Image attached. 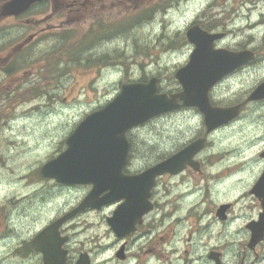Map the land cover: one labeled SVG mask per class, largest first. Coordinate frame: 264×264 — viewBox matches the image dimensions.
I'll use <instances>...</instances> for the list:
<instances>
[{
    "label": "rangeland",
    "instance_id": "rangeland-1",
    "mask_svg": "<svg viewBox=\"0 0 264 264\" xmlns=\"http://www.w3.org/2000/svg\"><path fill=\"white\" fill-rule=\"evenodd\" d=\"M95 15L53 33L67 32V45L44 34L30 49L20 73L6 75L4 81L0 78V230L5 232L7 223L20 230L17 239H0V264H42L38 254L25 253L26 242L75 208L90 188H57L41 179L39 170L65 151L66 139L81 120L111 102L122 84L156 78L160 93L178 92L175 72L187 64L192 51L184 34L200 16L209 15V25L219 26L214 31L226 33L217 43L220 48L253 50L261 57V62L221 81L214 101L233 106L264 82V0H113L109 10L99 11L98 18L104 21L92 25ZM24 26L12 36V29L7 31L11 41L6 42L25 33ZM201 129V114L187 109L129 131L132 169L174 155L193 142ZM209 141V156H218L209 168V198L216 202L244 195L249 215L248 192L264 171L258 158L264 151V99L244 106L235 123L217 129ZM159 182L157 192L167 190L162 202L169 200L165 207L172 217L167 215L163 231L157 229L134 244L130 253L135 258L125 263L115 258L120 243L96 214L81 218L71 256L77 260L79 254L89 253L93 264H179V251L199 242L197 236L189 242L187 228L179 229L175 222L181 205L177 193L187 188L177 179ZM17 241L21 247L16 252ZM215 242L216 238L202 236L200 246ZM261 255L264 264V243ZM231 258L227 255L229 262Z\"/></svg>",
    "mask_w": 264,
    "mask_h": 264
},
{
    "label": "water",
    "instance_id": "water-1",
    "mask_svg": "<svg viewBox=\"0 0 264 264\" xmlns=\"http://www.w3.org/2000/svg\"><path fill=\"white\" fill-rule=\"evenodd\" d=\"M44 0H10L2 9L5 16H16L30 6ZM223 34H208L198 27L187 32L194 49L188 63L175 72V79L182 91L176 94H159L156 78L147 83L123 84L117 96L103 108L87 115L66 139V149L56 159L40 170L41 178L53 179L67 186L92 185L84 200L40 231L30 242L32 249L41 255L43 264H67V251L63 248L68 238L60 235L61 226L85 209H100L116 201L123 204L108 224L117 236L125 233L122 216L138 200L148 198L156 178L164 174L176 175L186 166L194 167L193 157L205 146V139H198L178 153L148 168L136 176H125L129 153L128 131L145 124L159 115L180 108H196L204 118L206 134L226 125L238 114L242 104L229 108H214L208 100L209 90L221 79L253 60L250 51L231 52L214 49L213 43ZM264 99V82L258 85L246 102ZM264 159V151L259 155ZM138 193H144L139 197ZM251 194L261 202L259 221L249 226L253 248L264 239V171ZM222 209L220 212H223ZM121 257V252L118 254ZM76 264H89L86 254H81Z\"/></svg>",
    "mask_w": 264,
    "mask_h": 264
},
{
    "label": "flooded vegetation",
    "instance_id": "flooded-vegetation-1",
    "mask_svg": "<svg viewBox=\"0 0 264 264\" xmlns=\"http://www.w3.org/2000/svg\"><path fill=\"white\" fill-rule=\"evenodd\" d=\"M7 1L9 0H0V78L3 76V81L5 80L6 75L9 77H16L20 73V67L24 63V60H27V55L30 49L33 47L35 41L43 37L44 34L49 35V37H58L59 45H67L70 40V38L65 36L67 32L61 35L53 33L64 30L65 27L73 24L77 20L88 21V16L94 13H96L94 18L90 19L93 22L92 25L104 21V19L98 18L99 11L109 10L113 3V0H44L32 5L19 15L5 16L2 13V7ZM198 19V21L192 22L189 27L198 25L202 31L207 33L215 32L214 29L209 30V15L204 18L200 16ZM21 26L26 27L27 31L22 35L21 33L16 34L13 37L14 40L12 42H6L11 41L10 38H7V36L10 35L7 34V31L12 29L10 31L12 36V33L20 30ZM84 41L85 37L82 38L79 44ZM214 46L216 48L219 47L217 43H215ZM254 53L256 54L254 61L236 70L231 75L239 73L241 70L254 65L257 62H261V57L256 52ZM231 75L225 77L222 81H225L226 78ZM3 83L6 84L5 82ZM220 83L221 82H219L208 93V99L213 107H224L215 102L213 98V95H215V89ZM250 104H257V102ZM200 131L201 132H199L192 141L205 137L206 143L204 150L193 157L192 163L194 164V167L188 165L177 175L173 176L165 174L157 177L155 185L150 191L148 198L144 202L142 200L135 202L130 208H128L126 214L122 216L126 230L122 236H117L115 234L108 224V219L113 218L115 212L123 204V201H116L109 205L102 206L100 209H85L71 221L66 222L61 227L60 233L62 236L68 238V242L64 247L67 251V263L75 264L76 262V259L71 256L72 252L70 246L74 240V236L79 230V223L82 222L81 218L88 214H96L98 218L101 215V221L106 224L114 236V239L120 243L119 249L115 254V258L119 262L125 263L129 259L135 258L137 255L130 253V249L134 244L137 241H140L141 238L144 239L143 237L151 236L157 229H162L163 231L167 215L168 217H172L168 214L165 207L169 200L167 199L162 202L168 197L167 190H164L165 193L162 194L159 191L160 195L157 192L159 186L161 187V183L159 182L161 179L172 178L180 180L179 185L184 184L187 188L186 192L181 191L177 193L181 205L176 211L177 217H175V222L179 225V229L187 228L186 233L189 242L194 236H197L199 239V242L194 246H186L179 251V264H260L262 261V244L264 242H259L254 248H250L248 243L251 238L249 226L251 223L258 221L261 214V204L257 198L248 192V195L252 199L250 200L251 206L249 215H247V205L244 204L246 200L244 199V195L235 199H217L216 202H213L209 198L211 197V190L209 189V168H212V162H216L214 159H217L218 156H209V140L212 135L208 134L205 136V129L204 131L203 129ZM128 142L129 154L126 166L123 168L122 172L125 176H136L150 166L132 169V143L129 139ZM260 161L264 162L263 160ZM182 178H184V180ZM49 181L53 182L57 188L61 189L76 187H67L56 183L54 180ZM85 186H88L90 189L92 188L91 185ZM218 189L221 190V188ZM219 190L215 191V193ZM137 195L139 197H144V193H138ZM239 202L243 203L238 204ZM222 209L224 211L220 212ZM13 228L14 229H12L7 223L6 231L3 232L0 230V239H2L3 242L8 239L14 240L17 239V237H20V230H17L15 227ZM202 236L216 238V242L200 246ZM228 238L231 239L227 240ZM163 239H165V237H163ZM147 240L149 246V239ZM16 243L19 244V246L14 245L13 250L17 252L19 251L18 248L21 247V243H18V241ZM28 245L29 244H27V246ZM150 250L149 247L148 251L150 252ZM27 252L28 248L25 253L27 254ZM120 252L121 257L118 255ZM83 253L89 255V253ZM138 253H141V251L139 250ZM227 255L232 256L231 262L227 260ZM89 258L90 264H93L90 255Z\"/></svg>",
    "mask_w": 264,
    "mask_h": 264
},
{
    "label": "trees",
    "instance_id": "trees-1",
    "mask_svg": "<svg viewBox=\"0 0 264 264\" xmlns=\"http://www.w3.org/2000/svg\"><path fill=\"white\" fill-rule=\"evenodd\" d=\"M28 251L31 252V249L29 248V245H28Z\"/></svg>",
    "mask_w": 264,
    "mask_h": 264
}]
</instances>
